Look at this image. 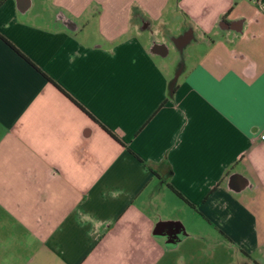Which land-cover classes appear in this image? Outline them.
<instances>
[{
    "label": "crops",
    "instance_id": "0c3cea01",
    "mask_svg": "<svg viewBox=\"0 0 264 264\" xmlns=\"http://www.w3.org/2000/svg\"><path fill=\"white\" fill-rule=\"evenodd\" d=\"M264 0H0V264H264Z\"/></svg>",
    "mask_w": 264,
    "mask_h": 264
},
{
    "label": "built area",
    "instance_id": "2783aa9c",
    "mask_svg": "<svg viewBox=\"0 0 264 264\" xmlns=\"http://www.w3.org/2000/svg\"><path fill=\"white\" fill-rule=\"evenodd\" d=\"M261 137L264 138V134Z\"/></svg>",
    "mask_w": 264,
    "mask_h": 264
}]
</instances>
